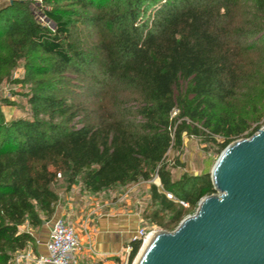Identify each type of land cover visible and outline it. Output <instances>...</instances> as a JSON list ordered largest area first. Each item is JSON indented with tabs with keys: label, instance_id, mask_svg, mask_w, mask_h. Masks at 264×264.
Wrapping results in <instances>:
<instances>
[{
	"label": "trees",
	"instance_id": "1",
	"mask_svg": "<svg viewBox=\"0 0 264 264\" xmlns=\"http://www.w3.org/2000/svg\"><path fill=\"white\" fill-rule=\"evenodd\" d=\"M43 2L46 26L28 1L0 9V80L25 62L32 114H0V264L55 215L59 177L94 195L156 178L151 220L174 231L214 191L210 174L174 179L171 152L188 136L220 155L264 118V0ZM128 247L132 264L142 242Z\"/></svg>",
	"mask_w": 264,
	"mask_h": 264
},
{
	"label": "rangeland",
	"instance_id": "2",
	"mask_svg": "<svg viewBox=\"0 0 264 264\" xmlns=\"http://www.w3.org/2000/svg\"><path fill=\"white\" fill-rule=\"evenodd\" d=\"M11 1L0 0V9ZM25 1L30 3L32 12L41 15L37 12L38 4L42 2V7L45 5L44 0ZM55 6L60 9L68 8L64 3H58ZM24 66L25 62L21 61L8 77L0 80V114L3 115L6 122L32 116L31 108L24 96L29 93V88L19 83L24 78ZM73 83H75V86L71 85L73 91L69 90L71 97L75 101L85 99L87 94L80 98L79 94L84 92L87 83L76 80H73ZM95 100L92 99L91 105L99 104V101ZM263 126L264 118L255 124L253 129L256 127L261 129ZM176 156H179L180 161L185 165V169L175 171L174 179L177 180L183 174L192 177L210 174L220 155L217 154L215 147L204 145L196 138L184 136L183 148L180 152H171L170 160ZM44 165V163L36 164L37 172H43ZM152 185H156L161 191L160 181L155 178L147 183L139 182L124 187L116 186L94 195L86 192L81 183L67 190L68 185L65 179L59 177L52 186L58 197L55 215L52 219L38 229L29 228L27 224L20 228L22 232L33 237V243L29 244L25 251L34 256L43 252L42 248L49 239L51 225L56 219L61 218L72 224L83 248L76 264H129L128 246L141 231L147 234L163 231L151 220L157 209L150 197ZM185 209L188 210V208ZM195 212H189L187 217L193 216ZM135 260L132 264L135 263Z\"/></svg>",
	"mask_w": 264,
	"mask_h": 264
},
{
	"label": "water",
	"instance_id": "3",
	"mask_svg": "<svg viewBox=\"0 0 264 264\" xmlns=\"http://www.w3.org/2000/svg\"><path fill=\"white\" fill-rule=\"evenodd\" d=\"M210 176L214 194L134 264H264V126L227 146Z\"/></svg>",
	"mask_w": 264,
	"mask_h": 264
},
{
	"label": "built area",
	"instance_id": "4",
	"mask_svg": "<svg viewBox=\"0 0 264 264\" xmlns=\"http://www.w3.org/2000/svg\"><path fill=\"white\" fill-rule=\"evenodd\" d=\"M11 1V0H9ZM40 2L38 4L41 15L33 12L35 17L43 25H47L41 10ZM169 200H173L171 195H167ZM185 208L188 205L181 203ZM156 233V232H154ZM141 231L134 240H139L142 245L145 244L146 239L151 235ZM129 252L131 249L128 247ZM83 252V248L78 235L76 234L72 224L65 219H56L51 225L49 241L44 254L32 255L30 252L20 251L12 255L9 264H76L78 257Z\"/></svg>",
	"mask_w": 264,
	"mask_h": 264
},
{
	"label": "bare ground",
	"instance_id": "5",
	"mask_svg": "<svg viewBox=\"0 0 264 264\" xmlns=\"http://www.w3.org/2000/svg\"><path fill=\"white\" fill-rule=\"evenodd\" d=\"M155 233H152L145 241V244L143 245V248L141 250V253L138 257V260L141 258V256L143 255V253L145 252L146 248L148 247L149 243L151 242L152 238L154 237ZM137 260V261H138Z\"/></svg>",
	"mask_w": 264,
	"mask_h": 264
},
{
	"label": "crops",
	"instance_id": "6",
	"mask_svg": "<svg viewBox=\"0 0 264 264\" xmlns=\"http://www.w3.org/2000/svg\"><path fill=\"white\" fill-rule=\"evenodd\" d=\"M49 240V239H48ZM48 240L46 241L45 239H43V241H46V243L43 245V248H42V251L43 252H40L39 254H44L45 253V249H46V246H47V244H48Z\"/></svg>",
	"mask_w": 264,
	"mask_h": 264
}]
</instances>
